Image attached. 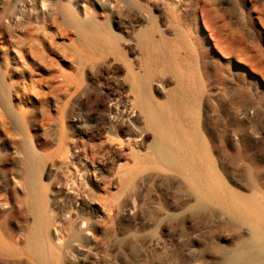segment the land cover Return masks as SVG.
Wrapping results in <instances>:
<instances>
[{
  "label": "rangeland",
  "instance_id": "1",
  "mask_svg": "<svg viewBox=\"0 0 264 264\" xmlns=\"http://www.w3.org/2000/svg\"><path fill=\"white\" fill-rule=\"evenodd\" d=\"M18 14L24 27L0 28V137L34 153L61 233L60 252L32 242L7 259L249 264L264 242V0H0V24ZM129 94L139 115L120 119L113 98ZM17 213L30 232L34 214ZM76 239L93 251L67 259Z\"/></svg>",
  "mask_w": 264,
  "mask_h": 264
},
{
  "label": "bare ground",
  "instance_id": "2",
  "mask_svg": "<svg viewBox=\"0 0 264 264\" xmlns=\"http://www.w3.org/2000/svg\"><path fill=\"white\" fill-rule=\"evenodd\" d=\"M20 19H21L20 15L19 16H7L6 18H3L0 24L1 31L7 34H14L17 28L24 27V26H21L22 24L20 22ZM26 31H27L26 32L27 34H31L28 28H26ZM46 47L44 44L43 49ZM32 51L37 52L34 49ZM62 76H63V81L61 83L59 90L62 93H66L68 89L67 88L68 84L66 82L69 80V75L63 71ZM183 85L184 83L182 84V86ZM113 99L116 100L117 105L120 104L123 106L121 115L118 118L122 119L126 117L128 119L134 115H139L138 106L136 105L137 102L135 103L136 96H134L133 94H129L127 98L123 100L124 101L123 103L118 98H113ZM19 105L21 108L22 101H20ZM151 117L153 119L157 118V117H154V114ZM166 130H168V128L166 129V127H162L160 131L158 132L159 138L161 139L160 140L161 143L168 141V138H167L168 131L166 132ZM141 136H143V133L141 134ZM132 143L135 144L136 146V143L134 142ZM165 143L164 145L162 144V146H165ZM122 144H124L123 141H122ZM12 153H15L17 155V158H15V156H13ZM132 158L134 160V163H137L138 161H140V156L138 154L133 153ZM33 162H34V153L32 152L31 149L26 151L24 149H21L20 146L18 145L14 146V145H11L10 143H7L5 139L0 137V222L1 223L6 222L8 216L12 213L15 214L14 218H16L20 222V227L18 229L10 227L7 224L5 225L7 232L10 233L13 244L8 246L7 244L5 245L4 243H1L0 245V260H1L0 264H23L22 261L11 262L8 259L10 257H18L22 255V253L25 252L26 249L31 246L32 242H35L36 244L42 245L44 247H48L54 253L60 252L58 251V248H59L58 240H59V236L61 233V224H60V221L58 220L49 221L47 219V213H46L47 211L44 206L45 203L43 204L40 202L41 194L40 195L38 194V189H37L38 179H37V175L34 170ZM121 167L123 168V166ZM9 178L13 180V183L10 182ZM12 186L17 189L16 198L13 200L11 199L12 198L11 197ZM18 190H23V195H21L18 192ZM28 209L34 214V218H35V227L32 230H30V232H28V230L26 229L25 223L23 224L21 217L17 215L18 214L17 212H19L20 214H23L26 216ZM84 224H85L84 218L78 217V219H76V226L78 227V230H79L78 233L81 236L88 238L89 235H91L90 228L85 227ZM253 226L256 231L263 234L264 232V207L260 209L259 215L257 216L256 221L253 222ZM51 235L53 236L54 240L50 239ZM23 239H27L28 241L26 240L27 242H23L22 241ZM263 239L261 238V240ZM250 244L251 243H249V245ZM249 245L248 247L251 246ZM252 247L250 249H253ZM256 247H257L256 254H253L250 257L249 259L250 261L248 260L249 264H264V242L262 244L260 243L256 244ZM71 248L72 249H70V247L69 248L67 247V249L65 250V256L67 259L81 260V259H84L86 254H89L93 251V246L91 245V243H88V242L84 243L78 239H76L72 243ZM244 248L246 249L247 247H244ZM73 249L78 250V252H80V254L83 256H75L72 253ZM51 251L49 252L51 253ZM243 251L244 249L242 250V254H243ZM239 252L241 253L240 250ZM239 252L237 253L238 255H240ZM245 253L247 252H244V254ZM249 256H250V253H249ZM5 258L6 259L8 258V259L5 260ZM239 258H242V255H240Z\"/></svg>",
  "mask_w": 264,
  "mask_h": 264
}]
</instances>
